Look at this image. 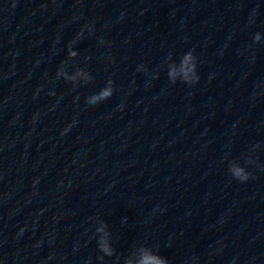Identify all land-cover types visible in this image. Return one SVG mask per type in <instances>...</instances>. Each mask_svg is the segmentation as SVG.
<instances>
[{
    "label": "water",
    "instance_id": "95a60500",
    "mask_svg": "<svg viewBox=\"0 0 264 264\" xmlns=\"http://www.w3.org/2000/svg\"><path fill=\"white\" fill-rule=\"evenodd\" d=\"M142 250L264 264V0H0V264Z\"/></svg>",
    "mask_w": 264,
    "mask_h": 264
},
{
    "label": "clouds",
    "instance_id": "9594fccd",
    "mask_svg": "<svg viewBox=\"0 0 264 264\" xmlns=\"http://www.w3.org/2000/svg\"><path fill=\"white\" fill-rule=\"evenodd\" d=\"M79 39V36L77 37ZM259 40V34H256L254 36V41ZM69 54L70 56H75L76 53L71 51V45H69ZM197 68V61L195 56L192 52L186 53L182 57L181 66L179 69V73L181 74V80L182 83H186L188 85H194L199 81V76L196 72ZM61 70L59 69L56 73L57 78H60L61 76ZM77 75H80L78 72ZM170 79H172L173 84H175V78L177 76V72L173 70L169 74ZM66 80L73 81L75 80V77H65ZM91 76L86 77V80H90ZM114 92L113 88V81L108 80L107 86L102 88L98 93L93 94L90 97H86V102L90 105H97L99 101L107 100L109 99ZM50 96H54L55 93H49ZM58 103V101H57ZM66 131V130H65ZM229 173L231 177L240 183H246L251 177V174L247 171L246 167L241 166H231L229 168ZM99 251L102 252L104 255L111 256L113 254V251L109 245V242L101 238V240L98 242ZM102 259V257H101ZM138 264H168V261L166 258H161L157 254H153L150 250H142L141 258L139 259Z\"/></svg>",
    "mask_w": 264,
    "mask_h": 264
}]
</instances>
